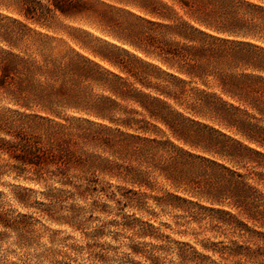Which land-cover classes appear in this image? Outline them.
<instances>
[{"label":"rangeland","instance_id":"obj_1","mask_svg":"<svg viewBox=\"0 0 264 264\" xmlns=\"http://www.w3.org/2000/svg\"><path fill=\"white\" fill-rule=\"evenodd\" d=\"M184 1L0 0V264H264V0Z\"/></svg>","mask_w":264,"mask_h":264},{"label":"trees","instance_id":"obj_2","mask_svg":"<svg viewBox=\"0 0 264 264\" xmlns=\"http://www.w3.org/2000/svg\"><path fill=\"white\" fill-rule=\"evenodd\" d=\"M181 2H183L184 4H187L184 0H179ZM162 7H164L162 5ZM157 9H151V13L152 14H157L158 16H163L162 13H160V11H156ZM161 50H163V52L165 53H169L171 55V57H175L177 58L182 64H187V63H192L193 65H195V60L190 57L186 52L185 50H183L182 48H175L174 50H169V49H164V48H161ZM195 52L196 51H199V50H194ZM263 93H264V86H263ZM252 140H255L256 142H258V144L261 146V147H264V131L261 130V129H258L256 131V135L255 137H253Z\"/></svg>","mask_w":264,"mask_h":264}]
</instances>
